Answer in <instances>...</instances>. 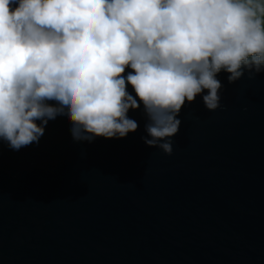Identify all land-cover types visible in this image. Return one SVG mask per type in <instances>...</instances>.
<instances>
[{"label": "water", "instance_id": "1", "mask_svg": "<svg viewBox=\"0 0 264 264\" xmlns=\"http://www.w3.org/2000/svg\"><path fill=\"white\" fill-rule=\"evenodd\" d=\"M227 75L216 110L186 101L171 154L142 103L123 138L58 115L39 143L0 139V264H264V72Z\"/></svg>", "mask_w": 264, "mask_h": 264}, {"label": "clouds", "instance_id": "2", "mask_svg": "<svg viewBox=\"0 0 264 264\" xmlns=\"http://www.w3.org/2000/svg\"><path fill=\"white\" fill-rule=\"evenodd\" d=\"M222 71L264 72V0H0V139L13 150L58 115L74 140L123 138L142 103L144 143L171 154L186 101L220 106Z\"/></svg>", "mask_w": 264, "mask_h": 264}]
</instances>
